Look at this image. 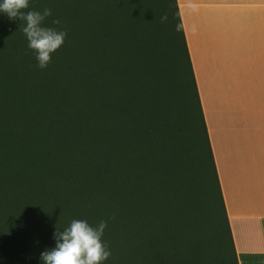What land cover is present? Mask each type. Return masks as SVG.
Here are the masks:
<instances>
[{
    "label": "trees",
    "instance_id": "obj_1",
    "mask_svg": "<svg viewBox=\"0 0 264 264\" xmlns=\"http://www.w3.org/2000/svg\"><path fill=\"white\" fill-rule=\"evenodd\" d=\"M45 7L67 32L45 69L0 15V239L25 246L0 264H41L73 219L115 221L104 264H239L178 1Z\"/></svg>",
    "mask_w": 264,
    "mask_h": 264
},
{
    "label": "crops",
    "instance_id": "obj_2",
    "mask_svg": "<svg viewBox=\"0 0 264 264\" xmlns=\"http://www.w3.org/2000/svg\"><path fill=\"white\" fill-rule=\"evenodd\" d=\"M239 264H264V0H177Z\"/></svg>",
    "mask_w": 264,
    "mask_h": 264
},
{
    "label": "clouds",
    "instance_id": "obj_3",
    "mask_svg": "<svg viewBox=\"0 0 264 264\" xmlns=\"http://www.w3.org/2000/svg\"><path fill=\"white\" fill-rule=\"evenodd\" d=\"M31 0H0V15L18 20L19 30L24 34L27 48L31 50L36 66L45 69L52 55L64 44L67 32L46 26L47 18L53 15L50 8L42 11L30 8ZM167 20L161 17V22ZM58 18L52 25H60ZM107 222L101 220L95 226L85 219H73L68 226L53 233L55 246L40 254L41 264H104L111 251L102 239Z\"/></svg>",
    "mask_w": 264,
    "mask_h": 264
},
{
    "label": "rangeland",
    "instance_id": "obj_4",
    "mask_svg": "<svg viewBox=\"0 0 264 264\" xmlns=\"http://www.w3.org/2000/svg\"><path fill=\"white\" fill-rule=\"evenodd\" d=\"M160 41H158V47L160 48ZM219 201H220V198H219V194L217 193V190L216 188L214 187V191H213V204L215 206V208L218 210L219 209ZM106 221V220H104ZM100 222V221H99ZM99 222H97L96 224H98ZM107 222V227L105 229L108 230L110 228H112L116 223L115 221H106ZM33 246H30V248H32ZM19 248H25V246H17V245H9V244H6V243H2L1 242V239H0V250H4V249H19Z\"/></svg>",
    "mask_w": 264,
    "mask_h": 264
}]
</instances>
